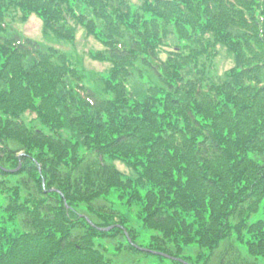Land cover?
<instances>
[{
  "label": "trees",
  "instance_id": "1",
  "mask_svg": "<svg viewBox=\"0 0 264 264\" xmlns=\"http://www.w3.org/2000/svg\"><path fill=\"white\" fill-rule=\"evenodd\" d=\"M32 14L100 43L98 83L7 21ZM104 239L264 264V0H0V264H111Z\"/></svg>",
  "mask_w": 264,
  "mask_h": 264
},
{
  "label": "rangeland",
  "instance_id": "2",
  "mask_svg": "<svg viewBox=\"0 0 264 264\" xmlns=\"http://www.w3.org/2000/svg\"><path fill=\"white\" fill-rule=\"evenodd\" d=\"M7 21L11 27L19 32L22 36L32 38L41 43L43 46H54L67 53L71 60L74 63H77L86 72L87 79L91 83H98L99 75L102 74L101 72L107 69V65L105 63L92 59L90 55L91 52L101 48L100 43L93 37L87 36L81 28L77 30L76 37L73 42H65L63 40H56L50 35H46L43 31L42 21L34 14L30 15L25 21L20 20L19 16L8 19ZM230 59L231 58L225 54V52H222L216 59V72L222 73L223 70L229 68L231 66ZM25 117L27 118L28 116L25 115ZM115 163L117 167L123 172H130L129 168L125 166L123 162L117 161ZM110 199L114 202H117L114 194H112ZM119 204L120 206L115 204V207L119 209L120 212H123L124 208L121 206V203ZM135 211L136 209L134 208V211L132 209L129 211V213L135 214ZM129 219H131L135 228L138 229L140 227V222H134L130 215ZM150 234L151 232L149 230H146L145 233L140 232L138 242L142 245H146L148 243ZM101 243H103V245L108 248L107 253L112 259L111 264H162L159 259L153 256L144 257L142 255H129L124 251L113 250L112 240L104 239L101 240ZM235 246L238 247V244L235 243ZM227 247L228 243H224L221 245L220 249H227ZM238 249L242 252L241 254L243 256H246L244 247L239 245ZM191 251L195 252V247H193ZM164 263L167 264L168 261L165 260Z\"/></svg>",
  "mask_w": 264,
  "mask_h": 264
}]
</instances>
